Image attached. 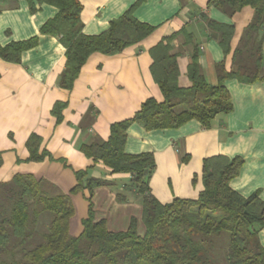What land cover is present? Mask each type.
<instances>
[{
  "label": "trees",
  "instance_id": "trees-1",
  "mask_svg": "<svg viewBox=\"0 0 264 264\" xmlns=\"http://www.w3.org/2000/svg\"><path fill=\"white\" fill-rule=\"evenodd\" d=\"M31 13L41 5L50 4L57 14L40 29V33L54 35L66 48L65 69L59 86L71 90L83 66L96 52L115 55L141 42L155 30V26L139 21L135 8L138 0L121 17L111 21L107 30L88 35L83 32L81 0H27ZM229 16L245 6L255 9V16L246 31L253 41L264 25V0H210ZM1 12V9H0ZM219 42L225 56L231 52L235 26L201 14ZM184 34L193 46L188 78L191 85H180L179 54L173 51V41ZM38 44V36L0 45V59L20 63L24 51ZM253 67L242 65L227 70L224 62L217 64L218 83L212 84L203 73L200 51L194 37L183 27L165 37L151 48V73L164 99L150 97L130 118L114 122L107 140L84 142L80 150L93 159L87 169L75 171L76 185L61 190L45 177L30 173L16 174L9 181L0 180V264H264V245L260 229L264 227V200L256 192L245 197L232 188L245 164L241 156L214 155L204 159V189L197 198H174L160 202L151 192L150 179L156 167L152 152L129 154L125 146L128 130L137 123L146 130L175 129L197 120L208 129L219 114L234 109L232 96L225 81L237 78L241 82L264 81L263 54L260 42L251 44ZM238 47L234 57H239ZM250 57V56H248ZM254 57V58H253ZM66 102H56L52 114L57 124L63 120ZM43 138L33 133L26 146L27 161L53 159L44 147ZM0 152V168L3 165ZM102 164L112 174L131 175L125 192L141 198V221L132 217L126 230L113 231L106 219L96 220L94 192L111 182L91 175V169ZM88 192V216L82 220L80 235L71 234V220L76 215L72 196ZM118 193L124 200L126 193ZM140 222L144 231H140Z\"/></svg>",
  "mask_w": 264,
  "mask_h": 264
},
{
  "label": "crops",
  "instance_id": "crops-1",
  "mask_svg": "<svg viewBox=\"0 0 264 264\" xmlns=\"http://www.w3.org/2000/svg\"><path fill=\"white\" fill-rule=\"evenodd\" d=\"M137 1L81 0L83 32L88 35L104 32L112 20L121 17ZM209 1L143 0L134 15L139 21L155 26L153 33L119 54L93 53L73 88L67 90L59 86L65 69L66 48L59 37L40 33L41 27L57 14V8L43 4L37 12L31 13L27 0H0L1 46L38 36V44L23 52L20 63L0 59L2 181H9L19 173H30L45 177L69 192L77 183L75 171L93 165V159L80 150L82 143L107 140L114 122L132 117L150 97L164 99L151 73L150 50L183 27L192 34L201 50V67L210 83H218V63L224 62L227 70L248 64L251 54L255 53L250 50L254 41L260 42L264 75V25L254 34L253 41L246 38L255 9L245 6L229 16L209 6ZM204 12L212 19L235 26L228 55L225 56L219 42L211 35L201 15ZM186 38L181 34L173 41V51L179 54V82L183 87L191 85L188 67L193 46ZM238 47L242 51L236 59L234 54ZM225 85L231 93L234 109L228 114H219L208 129L197 120L175 129L146 130L137 123L129 128L126 152H152L155 156L150 189L160 202L168 203L176 197L197 198L205 186L204 159L219 154L245 159L231 186L245 197L258 192L264 200V81L249 84L229 78ZM59 101L66 102L67 106L63 109V120L57 124L52 109ZM33 133L43 138L42 147L53 159L27 161L26 142ZM91 175L111 182L95 189L93 202L97 221L106 219L110 230H113L110 226L130 225L132 217L141 221V198L125 192V185L132 178L130 174H112L109 168L97 164L91 169ZM123 192L127 198L119 200L117 194ZM87 195L88 192L72 196L78 201L82 220L88 216ZM82 231L83 224L80 234ZM259 234L264 245V227Z\"/></svg>",
  "mask_w": 264,
  "mask_h": 264
},
{
  "label": "rangeland",
  "instance_id": "rangeland-1",
  "mask_svg": "<svg viewBox=\"0 0 264 264\" xmlns=\"http://www.w3.org/2000/svg\"><path fill=\"white\" fill-rule=\"evenodd\" d=\"M246 65H247V67H253L255 65L253 59H251V60L249 59V63L246 64ZM2 176H3V173L0 172V180H3ZM72 198H73V201L75 203L77 212H76V215L72 218V221H71V234L76 236V235L80 234V232H81L82 219L79 216L81 210H80V206L78 204V201L74 197H72ZM128 225L129 224H127L126 226H120L118 228H113V227L110 226V228H112L113 230L119 231V230L127 229ZM139 229H140V231H144V225H143L142 222H140Z\"/></svg>",
  "mask_w": 264,
  "mask_h": 264
}]
</instances>
